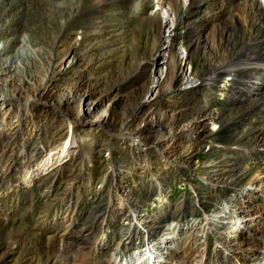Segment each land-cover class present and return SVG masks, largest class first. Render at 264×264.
<instances>
[{
    "label": "rangeland",
    "instance_id": "rangeland-1",
    "mask_svg": "<svg viewBox=\"0 0 264 264\" xmlns=\"http://www.w3.org/2000/svg\"><path fill=\"white\" fill-rule=\"evenodd\" d=\"M9 1L10 3L0 8V29L4 32L6 31L5 34L0 32V46L6 43L10 44L9 54H12L14 49L20 47L19 39L25 36V30L20 28L21 25L30 24L29 26L32 27V22L40 19L42 15L45 16L47 22L45 21L44 23L46 27L45 31L41 28L39 29L37 26H34L35 28L32 27L35 32L33 40L37 41V48L39 50L35 57L36 65H30L25 69L26 71H20L16 75L17 81H13L10 77L2 75V80H5L6 83L5 92L17 94L23 101L39 99L41 102L50 103L49 105L40 103V107L44 105L43 109H39L37 114L32 115L31 118L33 120L35 118L36 123L45 131L44 135L53 141L59 134L58 132L64 130L67 126L64 120L65 116L62 115L55 105L59 100L66 98L69 93L68 90H71L75 86L82 85L89 87V93L76 101L75 105H70L72 109L67 108V110L71 117L72 115L76 116L80 110L85 111V114L81 117L83 124H80L78 129V139L82 140V145L75 153L77 157L75 166L84 160L82 170L92 176L90 180H93V188L95 186L94 183H97L102 177L105 178L109 175L111 163L113 162L118 164L123 173L138 169L139 167V161L137 162L134 159L133 153L135 150L132 148L133 143L126 136H108L106 133L108 131L99 123L106 117L112 119V121H108L111 123V131L109 133L120 131L125 125L127 127L126 131H130L132 128L140 126L143 121L150 122V126H163V129H160V131L148 134L151 143L157 147V152H153L150 164L148 165L150 172L158 171L160 167L162 168V160L158 155L160 154V148L166 146H175L176 148L174 154L170 155L168 159L175 167L177 163L183 160L182 158L185 155H191L192 153L190 154V152L192 151L196 152L190 161L191 163L194 162L193 165L191 167L187 165L189 169L192 168L195 172V168L201 163L199 161L200 154L204 153V151L207 152L208 145L212 142L209 141L210 135L212 137L218 136L221 141L224 140L227 144L233 145L236 141L235 138L242 131L241 128L255 124L257 119H263L260 118V110L264 108V102H260L253 116L250 117V121L243 120V126L234 129L230 134H220L221 126L215 123L216 120L212 119V116L220 108L230 107L229 103L226 102L223 91H228L231 76H221L211 86L201 87L198 91H192L187 95L172 92L178 89L182 79V73L179 71V55L181 52L178 53V51H181V48L178 37L176 39L173 38L176 44L171 53L166 56L168 63L170 62L171 64L168 67V76L170 77L165 79L160 78L158 85L151 86L154 80V72L151 67L153 64L152 59L160 51L157 37L159 34L163 35V29L158 28L157 23L158 18L161 17V11L155 7L152 8L148 2H143L144 0H108L105 3H101L99 0H95L96 2L92 0L94 5L91 6V10L85 13V16L88 23L97 22V27L90 25V23L86 25V27L91 28H89V31L86 33L87 37L85 38L81 34L83 29L79 27V21L72 28L66 30L63 28L62 30L63 19L60 18V11L57 10V4H60L62 0ZM168 1L173 3L174 0ZM258 1L261 2V8L264 10L263 0ZM176 2V5L170 4L168 10L171 16L181 20L178 33L183 37L181 38V44L186 50L191 49L188 62L190 63L191 71H193L192 74L196 77L207 76L212 63H216L224 57L231 55V50L229 51V49L232 47V43L236 44V49L238 46L241 47L244 42L251 40L252 36L259 33L258 24H253L249 31L244 30L241 26H237L232 35L229 31V37L232 40L231 44L227 46L229 52L226 54L223 48L220 47L218 49L217 43L221 42V39L215 38L217 35L215 36L214 31L222 26V21H227L230 18L233 20L235 18H244V14H240L236 7L232 5L233 2L229 1L226 3L227 1H223V5L225 6L223 9L225 11L221 15V11H218L220 10L219 5L211 6L207 1H202L199 6L197 5L195 14L193 13L191 17L190 15L188 17L184 11L183 0H177ZM23 8H26L27 12L21 14L20 11ZM48 8L49 10H53L52 17L49 16L50 11H48ZM209 8L211 9L209 10ZM113 9H118V12L123 10L122 21H115L112 19L113 17L107 20L109 18L106 15L112 13ZM156 10L157 22H148L145 19L147 18L146 16ZM214 12L215 14H212ZM69 14L70 12L66 13V17ZM215 15L216 17L221 15L220 19L214 21V25L211 24V27L209 26L208 28L209 30H206L210 36H215V42H213V39H209V44L208 42L205 43L203 37L198 39L200 43H196L198 44L196 50H194V45L186 47L187 44L184 37L187 36L188 30H191L193 24L201 26L205 24L204 18L206 16L213 17ZM81 19L83 18L79 20ZM7 28H10V30ZM14 31L18 32V38L16 39L11 38ZM206 32L204 33L205 35ZM214 51L218 52V57H215ZM159 60L160 57L156 55L155 63L159 62ZM51 64L53 65L52 71L48 68ZM5 105L2 104V106ZM192 105L198 108H206V112L210 114L204 125L200 126L198 123L201 117L197 118L193 113L188 112L189 107ZM228 114L232 113H227L226 115ZM132 117L134 118L132 119ZM12 118L15 117L12 115ZM27 119H29V116L25 118V121ZM194 135L204 138L202 139V148L197 150L189 143ZM243 145L246 144L243 143ZM13 146L14 143L11 140L6 149L7 151L0 154L2 161H9V156L14 149ZM244 147L247 148V145ZM256 157H254L253 160L255 161L251 164L253 172L251 174L249 172L248 176L243 179L242 185L239 186L242 189V197L238 202L229 200V196L226 194L224 198H221L223 200H215L213 199L215 194L212 191L209 192V189L200 190V200L206 201L207 214H205L207 217L211 216L219 220L214 215L219 211L222 213V209H228L226 215H233V209L243 204L244 199L249 197V191L251 190H253L251 193L255 192L264 195V157H259V155ZM218 168L221 171V176H223V171L227 170L224 173L225 177L223 176L224 178L218 181V185L224 186V183L232 180V171L226 163L221 164ZM74 171L76 172L75 169ZM150 172L148 170L149 176L143 177V179L146 178V184L142 185V181L145 182L143 179L136 181L139 186L137 191H141V188H143L141 191L143 193L146 190L149 183L147 179L152 173ZM133 174L135 173L129 174L127 179L130 180ZM170 175L169 180L166 181L164 190L165 192L168 191L166 192V196L171 204L176 206V203L178 204L179 200H182V196H187V187L183 184L186 179L177 172H173ZM134 178L133 176L132 179ZM39 179L37 178V180L32 181L29 185H25L19 180H10V182L8 178L0 181V264H62V261H56L55 257L58 256L60 259V239H65L67 235L66 233L62 234L64 228L61 226V222L68 221L70 216L68 214L65 218L59 219V211L62 209V205L58 198L62 197V188L67 186L68 183L64 180L61 182L59 180L55 184L54 179L50 188L51 193L45 195L46 192L43 190V185L38 181ZM187 180L190 182L197 180L196 173L192 172L189 174ZM126 182L128 183L129 181ZM154 183V181L151 182V184ZM148 187L151 190L158 188L152 185ZM225 190L235 193L234 189L225 188ZM85 194H87V191L85 192L81 186L78 191H75L72 200L76 201V207L79 206V213L81 212L80 218L87 215V213L89 214L90 210L88 208L90 205L87 202L83 204L86 201L84 198L88 196ZM220 195H223V193ZM152 200L154 202L149 201L150 209L160 213L161 202H157L156 198H152ZM189 200L187 197L189 214L183 219L174 220L169 218L167 224L172 222V227L168 229L166 228L167 224L162 225L160 230L154 234L153 242L155 243L161 236H167V231L170 230L169 235L173 236L172 239H174L173 242L171 241L172 243L170 242L169 246L171 247L168 248L171 264H213L215 259L217 261L214 254L215 237L212 234L210 235L207 246L208 250L206 249L205 252L206 256L202 258L203 251L200 249L202 246H198L197 238L203 236V229L207 230L208 224L206 227L202 224V214L200 215L201 218L196 216L195 212L197 209L195 203ZM229 204H236V206L231 207ZM113 220L112 224L109 225V236L113 233L110 237L113 236L114 239H118V235H120L119 229L127 223L126 220L120 218ZM213 222H215V226L218 225L216 221ZM81 224L82 219H80L78 224V230ZM96 227L100 230L98 226ZM72 234L76 237L77 231ZM114 239H112L113 241H107L106 245H102L103 254H101L100 259H93L92 255L86 253L87 251L84 250V254H80L72 263L113 264L110 256L114 249ZM71 240L74 241L75 239L71 238ZM81 240L80 242H82ZM90 242L88 244H91ZM145 245L142 243V246L134 247L129 252H123L122 262L126 258H129L131 254L137 253L138 251L135 249H139L142 252V256H148L150 254L148 245L150 244H146L145 242ZM138 254L130 256L129 264H131L130 261H133ZM117 261L118 258H116L115 263ZM134 262L133 264L136 263ZM122 264H126V261Z\"/></svg>",
    "mask_w": 264,
    "mask_h": 264
},
{
    "label": "bare ground",
    "instance_id": "bare-ground-1",
    "mask_svg": "<svg viewBox=\"0 0 264 264\" xmlns=\"http://www.w3.org/2000/svg\"><path fill=\"white\" fill-rule=\"evenodd\" d=\"M8 1L9 0H0V8L10 3V1ZM106 1L108 0H99L101 3H105ZM176 1L177 0H174L173 3L170 1L167 2V0L143 1L148 2L149 6L152 8L155 7L157 10L161 11V17L158 18V22L156 21L157 10L154 12L152 11L145 19L150 23L156 21L158 23V28L163 29V35L159 34L157 37L160 51L156 53L154 59H152L153 64L151 67L154 72V80L151 86L154 87L158 85L160 78L165 79L170 77L168 76L170 62L168 63V58H166V56L171 53L176 44L174 43V39L178 37V39H180L179 45L181 48V51H178V53L181 52L179 55V71L182 73V79L178 89L172 92L187 95L192 91H198L201 87L211 86L212 83L217 82L221 76H231L228 91H223L226 102L229 103L230 107H222L212 116V119L216 120L215 123L221 126L220 134H230L234 129L243 126V120L250 121V117L253 116L258 103L264 102L262 101L264 100V10L261 8L262 4L258 0H183L184 11L187 16L190 15V17L197 9V5L199 6L202 1H207L211 6L219 5L220 10L218 11H221V15L225 11V9H223V7L225 8L223 1H227L226 3L230 1L233 2L232 5L236 7L240 14H244L243 19L235 18L233 20L230 18L227 21H222V26L214 31L215 36L217 35L214 37L221 39V42L217 43L218 49L220 47L223 48L226 54L231 50V55L224 57L216 63H212L207 76L196 77L192 74L193 71H191L190 63L188 62L191 49L186 50L181 44V38L183 37L178 33L181 20L171 16L168 10L170 4H177ZM92 2V0H62L60 4H57V10L60 11V18L63 19L62 30L63 28L65 30L72 28L73 25L77 24V21H79V27L83 29L81 34L84 38L87 37L86 33L91 27H86V25L90 23V25H95V27H97V22L88 23L85 16V13L91 10V6L94 5ZM210 9L211 8H209V10ZM26 10V8H23L20 11L21 14L27 12ZM48 11H50L49 16L52 17L53 10H49L48 8ZM69 12L70 14L66 17V13ZM111 12L112 13L106 15L109 18L107 20L113 17V20L120 21L121 17L123 18V10L118 12V9H113ZM212 14H215V12ZM221 15H219V17H216V15L213 17L206 16L204 18L205 24L201 26L193 24L191 30L187 29V36L184 37L187 44L186 47L194 45V50H196L198 47L196 43L200 41L198 39L203 37L205 43L208 42L209 44V39H213V42H215V38L210 36L206 30L209 26L211 27L214 21H218ZM80 18L83 19L79 20ZM45 21V16L42 15L40 19L34 20L31 26L33 28L37 26L39 29L41 28L45 31ZM253 24L259 25V33L252 36V39L248 42H244L241 47L238 46L239 48L237 47L235 49L236 44L232 43V47L228 51L227 46L231 44L232 40L231 37H229V31L232 35L237 26H241L244 30L249 31ZM29 25L30 24H24L20 26V28L25 30V36L20 37V47L14 49L12 54H9L10 44L6 43L0 46V154L7 151L6 149L11 143V140L14 143V149L9 156V161L4 162V160L2 161L0 158V181L8 178L9 181L19 180L25 185H29L32 181L40 178L38 181L43 185V190L46 192L45 195L51 193L50 188L54 179L55 184L56 181L59 180L60 182L64 180L68 183L67 186L62 188V197L58 198L62 205V209L59 211L60 218L57 215V219H63L68 214L70 217L68 221L61 222V226L64 228L62 234L66 233L67 235L65 239H60V259L56 256V261H62V264H73L72 262H74L80 254H84V250L87 251H85L86 253H90L93 259H100L101 254H103L101 249L103 247L102 245H106L107 241L114 239L113 236L110 237L113 233L109 236V225L112 224L114 221L113 219L120 218L126 220L127 224L119 229V238L114 239V249L110 256L113 264H122L124 261H126V264H129L130 256L138 254L140 251L139 249H135L138 252L133 255L131 254L129 258H126L122 262L123 252H129L134 247L142 246V243L145 245V242L146 244H150L148 245L150 254L148 256H142V252H140L137 257L135 256L133 261H130L131 264H133L134 261L136 262H134L135 264H171V256L168 248L171 247L169 246L170 242H173L174 239H172L173 236L169 235L170 230L167 231V236H161L160 239L162 240L159 239L155 243L153 242L154 234L160 230L162 225L167 224L169 218L174 220L183 219L189 214L190 211H188L187 206L188 197L190 199L189 201L195 203L197 211L194 212L197 214L196 216L200 217L202 214V224L205 227L208 224L207 230L203 229V236L197 238L198 246H202L200 248L203 251L201 255L202 258L206 256L205 252L210 240V235L212 234L215 237L214 254L217 258V261L215 259L213 264H264V195L255 192L251 193L253 190L249 191L250 195H252L244 199L242 205L235 207L237 203L234 205L229 204L231 207L233 206L236 208L233 209V215H226L228 209L223 210L221 208L222 213L219 211L214 215L217 216L219 220L211 216H206V201H201L199 198L201 189H209V192L212 191V193L215 194L213 197L215 200L224 198L225 194L229 196L228 199L231 201L238 202V200H240L242 197V189L239 188V186L242 185L243 179L248 176L249 172L250 174L253 172L251 164L255 161L253 160L254 157L258 155L259 157H264V108L260 110V118L263 119H257L255 124L241 128L242 131L239 132L238 136L235 138L236 141L233 145L227 144L224 140L221 141L218 136L212 137V135H210L211 138L209 141L212 142L208 145L209 148L207 152L204 151V153L200 154L201 157L199 161L201 163L195 168V172L192 168L189 169L187 165L189 167L193 165L194 162L191 163L190 161L194 156L193 154L196 152L192 151L190 152V154L192 153L191 155H185L182 158L183 160L180 158L182 161L177 163L175 167L168 159L170 155L174 154L176 148L175 146H166L160 148V154L158 155L162 160V168L160 167L158 171H151V173L148 165L150 164L153 152H157V147L151 143L148 134L150 132L160 131V129H163V126H150V122L143 121L140 126L132 128L130 131H126L127 127L125 125L120 131L109 133V131H111V123L108 121H112V119L106 117L99 123L108 131L106 132L108 136H126V138L133 143L132 148L135 150L133 153L134 159H136L137 162L139 161V167L138 169H133L134 171L130 170L123 173L120 167H118V164L113 162L111 163L109 175L105 178L102 177L97 183H94L95 186L93 188V180H90L92 176L82 170L84 160L79 165L75 166L77 160L75 153L82 145V140L78 139V129L79 125L83 124L81 117H83L85 111L80 110L77 112L76 116L72 115L71 117L67 110V108L72 109L70 105H75L76 101L82 99L83 96L89 93V87L82 85L75 86L71 90H68L69 93L66 98L59 100L55 105L62 115L65 116L64 120L67 126L66 128L64 127V130L58 132L59 134L53 141L49 140V138L44 135L45 131L36 123L35 118L34 120L31 118L32 115L34 116L37 114L39 109H43L44 105H49L50 103L45 101L41 102L39 99L23 101L19 95L5 92L6 83L5 80H2V75L10 77L13 81H17L18 78L16 75L20 71H26L25 69L30 65H36L35 57L39 50L37 48V41H34L35 39L33 40L35 32ZM8 30H10V28ZM0 32L5 34L6 31L4 32L0 29ZM205 32L206 35L204 34ZM11 38H18V32L16 33V31H14ZM213 54L215 57L219 56L218 52L214 51ZM156 55L160 57V60L155 63ZM165 63L167 64L164 65ZM48 68L52 71L53 65H49ZM204 90H206V88H204ZM40 103H44L43 107L39 106ZM2 104L6 105L2 106ZM205 109L206 108H198L193 105L188 109V112L193 113L197 118L201 117L202 120L199 119L198 122L200 126L205 124L206 119L210 115ZM227 113H232L233 115H226ZM12 115L15 118L11 119ZM27 116H29V119L25 121ZM133 118L134 117H132V119ZM202 139L204 138L194 135L189 143L197 150L202 148ZM243 143L247 145V148L244 147L246 145H243ZM41 152H43V154H41ZM240 159H242V161H240ZM223 163H226L232 171V180L224 183V186L226 189H234L235 193L229 192L225 190L224 186L218 185V181L225 177L224 173L227 171L224 170L222 174L224 177L221 176V171H219L220 169L218 166ZM148 170L151 173L150 177L147 179L149 182L148 186L152 185L158 188H153L151 190L147 186L146 190L141 193L143 188H141V191H137L139 186L136 181L149 176ZM133 172L135 174L132 175V178L133 176L135 178L128 180L127 176ZM173 172H177L183 178H185L186 174L189 175L193 172L196 173L197 177V180L191 182L185 178L186 180L183 184L187 187V196H182V200H179L180 202H178V204L176 203V206L171 204L166 196V192L168 191L165 192L164 190L166 181L169 180L168 178ZM85 175L87 176L85 177ZM143 180L145 182L142 181V185L147 183L146 178ZM151 180L155 183L151 184ZM126 181L129 182L127 183ZM81 186L84 188L85 192L87 191L85 195H88L84 198L86 201L83 202V204L87 202V204L90 205L88 207L90 210L89 214L87 213V215L80 218L81 212L79 213V206L76 207V201L74 202L72 200L75 191H78ZM221 193H223V195H220ZM152 198H156V201L159 203L161 202L160 213L150 209L149 201L154 202ZM80 219H82V224L78 230ZM213 221H216L218 225L215 226V222ZM96 226H98L100 230H98ZM166 226V228L169 229L172 227V222L168 223ZM76 231L77 236L75 237L72 233ZM71 238L75 240L73 241ZM80 239H82V242H80ZM89 241H91V244H88ZM121 248L124 249L121 250ZM116 258H118L117 263H115ZM85 264H90V262Z\"/></svg>",
    "mask_w": 264,
    "mask_h": 264
},
{
    "label": "built area",
    "instance_id": "built-area-1",
    "mask_svg": "<svg viewBox=\"0 0 264 264\" xmlns=\"http://www.w3.org/2000/svg\"><path fill=\"white\" fill-rule=\"evenodd\" d=\"M131 143H132V142H131ZM132 147H133V145H132ZM187 176H188V175L186 174L185 178H187Z\"/></svg>",
    "mask_w": 264,
    "mask_h": 264
}]
</instances>
